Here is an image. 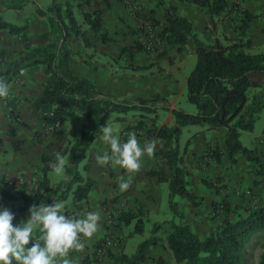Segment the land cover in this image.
Here are the masks:
<instances>
[{
    "label": "trees",
    "instance_id": "trees-1",
    "mask_svg": "<svg viewBox=\"0 0 264 264\" xmlns=\"http://www.w3.org/2000/svg\"><path fill=\"white\" fill-rule=\"evenodd\" d=\"M104 1L109 4V0ZM153 1L155 6L162 10L163 20L147 16L141 11H135V16L150 21L154 28L162 25L158 36L164 43L175 44L183 53H194L197 56L195 67L187 77V97L196 105V109L188 112L180 106L175 107L172 110L174 122L171 124H161L159 119L162 112L170 109L169 97L173 96V93L144 95L131 90L103 86L71 66V53L67 47L70 28L83 37L86 45L89 44V39L86 30H81L69 4L53 0L49 7L37 8L43 24L42 32L37 36L35 43L29 39L27 24L17 25L2 15L10 6L0 13V29H7L11 34L22 36L25 42L22 56L15 61H8L5 53L0 50V78L10 86L15 80L23 78L26 69L43 66L48 80L33 103V113L48 127H61L67 120L65 112L68 109L78 111L80 118L84 120L74 139L61 144L56 152L41 155L40 165L33 174L37 180L33 189L28 181L18 185L10 184L9 181L0 185V206L6 200L17 206L14 226L27 220L31 205H47L53 201L64 203L65 215L81 218V210L84 205L89 204L91 189L95 183L84 175L90 168V164L85 160L93 142L102 132L101 127L106 117L118 114V119L125 121L129 116H139L140 122L136 126H128L127 130L145 132L152 138L163 140V145L157 151L158 161L147 172V176L154 184L168 183L171 209L180 217L178 221L171 219L156 223L153 230L167 227L166 238L162 241L166 242L175 261L183 264H248V243L255 234L264 232V204L248 206L244 212L226 218L209 235L201 237L185 220L184 214L179 215L177 198L187 199L194 207L200 206L204 201L203 197L195 192L189 179L190 170L185 154L191 139H188L184 147L180 142L183 128L191 125L206 127L208 130L220 128L226 132L224 146H211L206 156L221 163L222 155L226 154L232 163H236L240 154L248 155L254 163L255 173L264 178V150L257 152V148L250 149L241 141V134L252 132L264 111V50L252 51L255 44L248 36L250 23L257 15L246 8H240L242 15L239 18V35H225V43L217 41L210 44L200 38L194 23L180 14L177 6L168 0ZM187 1L207 10L213 18L220 17L229 8L228 0ZM84 18L89 24L88 30L100 32L101 9L94 13H84ZM140 31L143 29L140 28ZM102 38L107 40L105 34ZM135 47L136 52H151L141 41H137ZM124 51L130 56L135 54V51L129 48ZM8 107L10 117L26 124L19 113L16 96L8 101ZM150 115H153V127H148L145 122ZM71 134L75 135L76 131L72 130ZM128 134L123 137V142L127 141ZM263 143L261 139L259 144ZM56 153L64 157L66 164L63 179L53 187L49 177L53 170L49 164L55 162ZM83 161L85 163L82 165ZM204 182L214 187L219 179ZM50 191H54L53 195L43 202L45 194ZM250 191L253 192L251 189ZM69 200L71 205L67 203ZM114 200L115 198L111 201ZM220 207L226 212H237L223 202L215 204L216 210ZM108 219L105 237L96 244L93 256L88 255L83 259V264L99 261L97 254L100 258L108 255L119 264H141L146 259V251L159 240L152 236L142 241L137 251L129 255L121 250L122 240L114 231L137 220L135 232L142 233L145 227L144 219L127 209L110 211ZM40 234L37 229L33 237ZM107 236L118 240L116 249L121 251L119 255L114 254V248L111 247L101 254L98 252ZM157 264H165L164 259L160 257ZM259 264H264V251L260 255Z\"/></svg>",
    "mask_w": 264,
    "mask_h": 264
},
{
    "label": "crops",
    "instance_id": "crops-1",
    "mask_svg": "<svg viewBox=\"0 0 264 264\" xmlns=\"http://www.w3.org/2000/svg\"><path fill=\"white\" fill-rule=\"evenodd\" d=\"M61 1L72 7L81 30H86L89 39V44L86 45L83 37L70 28L71 33L67 39V47L71 53L70 64L75 70L88 76L97 84L109 87L117 86L125 90L142 92L141 94L146 92L157 94L163 93L162 91L169 93L172 88H176L172 91H177L178 85L183 91L187 87L188 75H182L181 71L185 64L186 55L179 50L177 45L165 43L163 52H136L135 44L142 34L140 31L142 19L135 16L130 5L121 0H109V4H106L104 0ZM137 1L142 4L145 15L163 20L162 10L155 6L153 0ZM30 2H34L37 7L47 8L53 0H0V13L7 6L10 8L2 13L3 16L7 11L25 13L26 8L22 7V4L27 6ZM168 2L177 6L178 12L194 23L195 31L205 42L210 44L217 41L223 42L222 38L229 35V29L226 25L228 23L227 18H224L223 15L213 18L207 10L187 0H168ZM244 3L246 9L257 15L250 23L248 36L253 40L256 47L260 44L264 45V0H244ZM97 9L102 10L100 32L88 30L89 24L84 18V13H94ZM40 19H42L40 16L34 15L32 20L23 18L21 23H13L17 25L27 24L29 39L35 43L37 36L42 32V27H37ZM159 28L162 29V25ZM104 34L107 36L106 41L102 38ZM230 36L233 35L230 34ZM128 48L135 51L133 56L124 51ZM24 49L25 42L22 36L11 34L7 29H0V50L5 53L8 61L19 59ZM175 75H182L184 82L180 84ZM160 77L161 80H159ZM21 80V84H19L20 80H15L10 84L9 93L15 92L13 97L15 95L18 98V110L26 124H22V122L9 116V99L0 100V185L9 181L15 185L31 181L34 172L40 165L41 155L56 152L61 144L67 143L68 132L73 129L79 130L83 125V120L79 118V112L76 111V118L79 119L78 125L69 123L68 114L66 123L57 129L50 130L42 119L33 113V103L48 80L43 66L26 69ZM169 100L170 109L161 113L159 119L161 124L174 122L172 110L179 104L177 97L172 98L171 96ZM118 116V114L108 115L103 127L107 124L110 125L114 129V135L121 142H123L125 132H134L141 146L145 142L154 141L156 145L154 155L143 157L141 170L131 176V186L122 192L118 180L121 176L128 179V175L123 169L111 163L107 166L98 165L96 156L98 154L103 155L105 151L110 152V148L103 142L102 132L95 139L85 160L90 164V168L84 172L85 176L94 180L95 183L91 189L89 204L84 205L81 210V218H84L88 212L98 211L101 219L98 222V232L91 239L83 241L85 245L83 251H73L69 254L68 259L72 260L73 264H83V259L86 256H93L96 244L107 233L110 211L132 210L137 216L143 218L144 214L148 213L151 216L161 210L162 186L152 183L147 172L158 161L157 151L163 145V140L152 138L145 132L128 131V126L133 127L140 122L139 116H129L125 121L119 120ZM145 122L148 127H153V115L148 116ZM185 129H189V133H191L189 138L191 143L185 154L190 170L189 179L192 181L195 192L204 199L198 207L192 206L190 201L185 200V220L196 234L205 237L226 218H232L237 213L244 212L245 208L250 205L264 204V178L255 173L254 163L248 155L240 154L236 163H232L226 154L222 155L221 163H217L214 158L206 156L211 146H224L226 133L224 129L208 130L206 127L191 125L183 128L181 138ZM258 130L261 133L256 135L254 134L255 130L251 132L252 136L255 135L256 142L254 141L252 148H248H257V152H261L264 150V143L260 145L259 141L261 139L264 141V122L262 126L258 127ZM260 135L263 136L259 137ZM180 142H183L182 139ZM85 161L82 162V165ZM50 176L51 174H49ZM217 179L219 182L215 183L214 187H210L204 182V180L215 181ZM58 180L51 178L53 187ZM250 189L253 191L251 194L241 195L243 193L238 192V190ZM113 198L115 200L111 201ZM222 202L237 212H226L221 207L216 210L215 204ZM3 207L8 208L12 213H15L17 208L9 200L0 206V208ZM123 228L115 230L114 233L120 236L122 240L121 250L127 253L128 242ZM112 251L116 255L121 252L117 249H112ZM160 257L164 259L165 264H176L171 250L163 243L152 245L146 251V259L141 264H157ZM94 264L119 263L114 258L103 255Z\"/></svg>",
    "mask_w": 264,
    "mask_h": 264
},
{
    "label": "clouds",
    "instance_id": "clouds-1",
    "mask_svg": "<svg viewBox=\"0 0 264 264\" xmlns=\"http://www.w3.org/2000/svg\"><path fill=\"white\" fill-rule=\"evenodd\" d=\"M8 95L9 85L0 78V99ZM101 131L110 152L98 154L96 161L100 166L111 163L123 169L129 178L121 176L118 184L120 191H126L131 186V176L141 170L143 157L154 155L155 142L148 141L141 146L134 132L128 134L126 142H121L108 124ZM65 164L64 157L56 153L55 162H50L49 167L59 174ZM64 208V203L59 201L33 204L28 209L27 220L15 226L14 213L6 207L0 208V264H73L69 254L83 251V241L98 232L101 217L98 211L88 212L84 218L70 217L64 214ZM37 229L41 234L34 238Z\"/></svg>",
    "mask_w": 264,
    "mask_h": 264
},
{
    "label": "rangeland",
    "instance_id": "rangeland-1",
    "mask_svg": "<svg viewBox=\"0 0 264 264\" xmlns=\"http://www.w3.org/2000/svg\"><path fill=\"white\" fill-rule=\"evenodd\" d=\"M228 2H229L228 11L226 13H224L223 16H224V18H227V22L228 23L226 25H227V27L229 29V35L228 36H230V34H232L233 36H231V37H235V36H238L239 33H240V31L238 29V26L240 24L239 23V18H240V15H242V14H240L241 11L239 9L240 8L241 9L242 8L245 9L246 5L244 3V0H228ZM237 6H239V8H237ZM22 7L26 8L24 10L25 13H23V12L22 13L21 12L10 13V12L7 11V12H5L6 14H4L5 19L8 20V21L15 22V23L19 24V23L22 22L23 18H26V20H28V19L32 20V17L34 15H38V13L36 11V9L38 7H37V5L34 4V2L28 3L27 6L25 4H22ZM42 24H43V19H40L37 27H42ZM155 30H156L157 38L160 40V43L156 46L155 50H153V51H151L149 53H157L159 51L163 52L165 50V43L158 36V32L160 30H162V29H160L159 26H157L155 28ZM222 40H223L224 43L226 42L224 37L222 38ZM139 41H140V39H139ZM258 50H264V45L260 44L257 47L255 45V49H253L252 51H258ZM185 55H186L185 64H184V66H183L181 71H182V75H188L189 76V74L192 72V70H193V68H194V66H195V64L197 62V58H196V54H194V53H185ZM182 75H175V78L179 79L180 84H182L184 82ZM159 80H161V77H160ZM21 82H22V80H20L19 84H21ZM115 88L124 89V88H120V87H117V86ZM174 89H176V88H172L170 90V92L172 90H174ZM177 89H178L177 91H172V93H174L172 98H174V97L176 98L177 97V101H178V104H179L178 106H180L181 108L185 109L188 112H192L193 110H195L196 109V105L191 103L188 100L187 87L182 91L181 90V86L178 85ZM162 92L165 93V94H169L170 93V92L168 93V92H164V91H162ZM135 93H138V92H135ZM141 93L142 92H140L138 94H141ZM13 94H15V92L11 91L9 93L7 99L10 100L11 98H13ZM143 94L144 95H149L151 93L146 92V93H143ZM65 114H66V116H68V114H69V116H68V120L70 121L69 123H72L74 125H78L79 124V122H77L79 119L76 118V115H77L76 111L68 109V110H66ZM79 118H80V116H79ZM80 119H82V118H80ZM72 121H74V122H72ZM263 122H264V111L262 112L260 118L258 119V121L255 124V128H254V130H255L254 134L255 135L261 133V131L258 130V127L262 126ZM83 123H84V120H83ZM72 124H70V125H72ZM81 128L79 130L73 129V130L76 131L75 135L71 134L72 130L70 132H68V134H69L68 141L71 140V139H74L75 136H77V134L81 130ZM254 130L252 132H254ZM189 132H190L189 129H185L184 134H183V136L181 138L182 141H183V142H181L182 143V147L185 146V143L190 138L191 133H189ZM255 135L252 136L251 132H243L241 134V141L243 142V144L245 146L252 148L254 146L253 144L256 142L255 141V138H256ZM262 136L263 135H260L259 137H262ZM50 174H51L50 177L52 178V180H58L59 179L56 182V183H58V182H60L63 179L64 171L62 173H59V174H57L56 172L53 171ZM84 175H85V173H84ZM29 182H30L29 183L30 187L33 189L34 188V184H35L34 177ZM157 185H161L162 186L161 210H160V212L154 213L151 216H149L148 213L143 215V219L145 221V229H144V231L142 233L135 232L137 220H134L130 225L124 226L123 231H124L125 236L127 237L126 239H127V242H128V245L126 246L127 253H135L137 251L138 247H139V244L142 241L151 238L152 236L156 237V239L159 240L157 245L158 244L161 245L162 243L166 244V242H163L162 240H164L166 238V228L167 227L163 226V228H161L160 230L153 231L155 224L156 223H163V222H165L167 220H171V219H175V221H178L180 219V217L176 216L174 211L171 209L170 202H169V195H168L169 194V185H168V183L165 182V183H161V184H157ZM49 195L52 196L53 193L51 191L47 192L45 194L44 198H43V202H46V200L50 197ZM185 200L186 199L183 198V197H178L177 198V201H178V204H179L178 210L180 211L179 215L180 214H184V217H185V211H184V202H185ZM67 203L69 205H71V203H69V202H67ZM263 251H264V232H261V233L255 234L251 238L249 243H248V253L246 255L247 263L248 264H259L260 255H261V253ZM97 256H99V259H100V255L97 254ZM94 262H96V261H94ZM175 263L176 264H183V263H177L176 261H175Z\"/></svg>",
    "mask_w": 264,
    "mask_h": 264
},
{
    "label": "built area",
    "instance_id": "built-area-1",
    "mask_svg": "<svg viewBox=\"0 0 264 264\" xmlns=\"http://www.w3.org/2000/svg\"><path fill=\"white\" fill-rule=\"evenodd\" d=\"M123 2L130 5L133 12L135 11L144 12L142 4L139 3L137 0H123ZM140 28L143 29V31L141 32L142 34H141L140 41L144 44L147 50H150V51L155 50L156 46L160 43V40L157 38L156 30L152 26L151 22L148 20L142 19ZM0 62H1V59H0ZM57 128L59 127H50V126L48 127V129L50 130H54ZM128 133L129 132H125L124 136L127 135ZM36 181L37 180L34 178V182ZM9 183L11 184L12 182L10 181ZM238 192L243 193V194H251L250 190H244V191L238 190ZM117 246H118V240H116L115 238L111 236H107L102 246L98 248V252L103 253L109 247L116 249Z\"/></svg>",
    "mask_w": 264,
    "mask_h": 264
}]
</instances>
